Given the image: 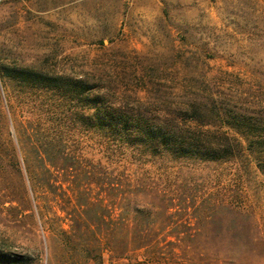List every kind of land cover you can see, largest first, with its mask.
Returning a JSON list of instances; mask_svg holds the SVG:
<instances>
[{
  "label": "rangeland",
  "instance_id": "obj_1",
  "mask_svg": "<svg viewBox=\"0 0 264 264\" xmlns=\"http://www.w3.org/2000/svg\"><path fill=\"white\" fill-rule=\"evenodd\" d=\"M23 72L81 81L134 110L197 107L211 129L238 116L264 127V0H0V254L18 264H264V175L245 152L220 163L124 158L76 120L81 104L15 78ZM121 173L143 183L125 190L138 203L121 201ZM137 204L160 215L135 216ZM218 205L249 216L236 227L226 211L197 216ZM139 237L161 250L134 251Z\"/></svg>",
  "mask_w": 264,
  "mask_h": 264
},
{
  "label": "trees",
  "instance_id": "obj_2",
  "mask_svg": "<svg viewBox=\"0 0 264 264\" xmlns=\"http://www.w3.org/2000/svg\"><path fill=\"white\" fill-rule=\"evenodd\" d=\"M26 83L35 84L43 89L55 91L64 98L81 104L83 111L76 113V120L80 122L88 131H94L115 145L117 151L124 158H134L135 160H145L146 158H159L171 161L189 160L204 163H220L238 160L243 152L255 163L257 169L264 175V127L256 120L238 116L234 125L222 126L219 129H211L207 115L200 108L177 110L168 113H149L141 110H134L118 105L110 96L93 91V88L81 81H73L63 77H48L35 73H20L15 78H19ZM213 116V112H210ZM224 122L227 115L224 113H214ZM223 117H221V115ZM227 124V123H225ZM121 173L116 183L121 201L129 203L131 200L138 203V197L127 194L128 188L143 189V183L139 180L130 185ZM134 183V182H133ZM111 187L114 183H105ZM134 197V198H133ZM135 216L141 214L143 218L160 215V212H152L148 207H130ZM121 210H125L122 207ZM168 209H166V212ZM122 211V212H123ZM226 211L232 218L233 227L237 220L249 215L240 207L235 205L212 206L209 211L202 209L197 215L199 218L214 219ZM162 214L167 216H177L178 210L174 213ZM124 214L120 216L123 217ZM190 217V216H189ZM192 218V217H190ZM144 227L149 226L147 222ZM193 243H183L179 247L184 253L189 250H196L198 247ZM111 247L93 246L101 253L111 251ZM92 249H87L89 252ZM133 250H161L157 242L149 241L139 237L133 243ZM20 258L10 257L0 254V263L18 264ZM218 264V257L214 258Z\"/></svg>",
  "mask_w": 264,
  "mask_h": 264
}]
</instances>
